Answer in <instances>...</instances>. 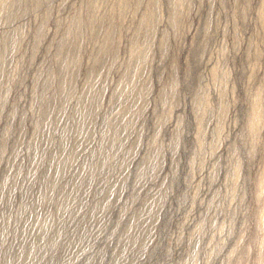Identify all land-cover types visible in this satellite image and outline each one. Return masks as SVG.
Listing matches in <instances>:
<instances>
[{
    "label": "rangeland",
    "instance_id": "374dc122",
    "mask_svg": "<svg viewBox=\"0 0 264 264\" xmlns=\"http://www.w3.org/2000/svg\"><path fill=\"white\" fill-rule=\"evenodd\" d=\"M35 199L33 264H264V0H0V264Z\"/></svg>",
    "mask_w": 264,
    "mask_h": 264
},
{
    "label": "bare ground",
    "instance_id": "6f19581e",
    "mask_svg": "<svg viewBox=\"0 0 264 264\" xmlns=\"http://www.w3.org/2000/svg\"><path fill=\"white\" fill-rule=\"evenodd\" d=\"M77 128H81L83 125L84 119L83 116L78 114L75 117ZM76 130L74 131V138L72 136V141L69 142V132L64 130L65 136L64 138L60 141L59 145V154L57 158H51V160H55L57 163V168L54 170H50L52 172V175L54 177L55 181H59L61 177L64 175V171L68 167L67 165L69 164V160L75 159L77 157V154L80 152L81 147L83 146V139L82 138H77L76 137ZM37 155L39 153V149H36ZM40 158V156L38 157ZM37 169L38 167L35 166L33 169L30 170L28 177L29 180H34L37 178ZM46 177V176H45ZM54 183V182H53ZM56 184V183H55ZM82 185V179H75L73 181V186L72 187H66L63 188L62 191V199L58 203V212L59 214H64L66 212L72 213V211L75 210L76 204L81 202L80 199L77 198L78 190L80 189ZM56 186V185H54ZM62 186V185H61ZM60 186V187H61ZM58 187V186H57ZM56 187V188H57ZM62 188V187H61ZM12 189V187H11ZM10 189V191H11ZM9 191V192H10ZM13 192V189H12ZM76 202V204L70 205L71 202ZM31 207V214L29 219L26 221V223L20 228L19 232L17 233L19 236V239L21 241L20 243V248L18 251L13 253L11 257L9 258V264H33L42 254L43 252V247L42 243L44 240V236L42 235L43 231L38 233L37 235L32 236L31 234V228L35 222L40 223V227L42 230L49 229L52 227L53 223L50 222L47 217L45 211L41 208V203L38 199L32 200L29 203ZM92 219L97 218L95 214L91 215ZM144 217L140 215V217L137 220V227H145L144 226ZM146 224V223H145ZM90 232V231H89ZM2 231H0V235H2ZM136 231H131L130 236H129V243H132L136 240L135 236ZM79 246H75V248H78ZM124 249L120 250L117 254V258L120 260L123 257Z\"/></svg>",
    "mask_w": 264,
    "mask_h": 264
}]
</instances>
